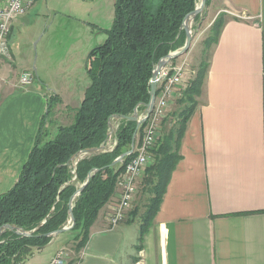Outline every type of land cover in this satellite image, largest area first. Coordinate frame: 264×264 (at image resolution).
<instances>
[{"label":"crops","instance_id":"obj_1","mask_svg":"<svg viewBox=\"0 0 264 264\" xmlns=\"http://www.w3.org/2000/svg\"><path fill=\"white\" fill-rule=\"evenodd\" d=\"M209 1L202 23L211 27L220 14L225 22L151 226L141 243L139 222L108 229L104 212L117 189L73 264H264V0ZM114 2L37 0L13 22L10 33L28 31L46 57L21 69L34 75L25 88L7 87L1 63L0 195L19 178L50 94L58 100L51 109L67 121L56 130L72 123L89 86L86 60L106 39L100 30L111 27ZM114 143L109 137L105 149ZM60 235L26 264H47L68 241Z\"/></svg>","mask_w":264,"mask_h":264},{"label":"trees","instance_id":"obj_2","mask_svg":"<svg viewBox=\"0 0 264 264\" xmlns=\"http://www.w3.org/2000/svg\"><path fill=\"white\" fill-rule=\"evenodd\" d=\"M196 4L197 0H115L112 25L100 30L106 39L86 60L89 86L74 110L72 123L59 126L52 137H47L48 113L58 101L56 95L50 94L19 178L0 195V228L13 227L0 235V264H26L51 242V234L67 226L70 208L74 225L60 237L67 236L74 243L77 255L84 248L91 226L100 210L112 201L118 178L134 154L115 165L113 162L129 151L134 135L135 145L140 141L143 125L136 129L134 122L118 121L111 150L104 147L100 153L85 155L76 162L72 159L81 151L107 143L110 118L128 117L135 109L144 110L153 68L169 53L183 47L182 23ZM208 4L206 0L205 7ZM204 13L205 10L201 14ZM224 22L218 16L212 24L204 41L209 50L217 43ZM207 69L208 61L177 100L180 111L161 121L165 127L152 150L154 162L146 167L142 181L144 187L150 188V198L139 224V243L159 210L169 178L180 160V144L197 106L195 97L200 96ZM92 170L96 172L70 206L72 196Z\"/></svg>","mask_w":264,"mask_h":264},{"label":"built area","instance_id":"obj_3","mask_svg":"<svg viewBox=\"0 0 264 264\" xmlns=\"http://www.w3.org/2000/svg\"><path fill=\"white\" fill-rule=\"evenodd\" d=\"M37 2V0H7L0 8V66L10 58L9 36L13 22L24 16ZM184 63L174 64L168 62L159 72L156 79V97L151 113H143L139 116L143 120L142 136L135 145L134 156L126 164L123 173L117 181L118 197L111 207V214L106 218L108 229H114L126 218V211L134 201L138 180L142 177L145 168L152 158V150L155 148L160 136L161 121L166 117L167 109L174 99L180 98V87L185 76ZM34 81L31 71H24L18 78V87L25 88ZM139 126V127H140ZM117 126L110 130L113 136ZM115 145V143H114ZM114 145L107 149L111 150ZM66 253L59 249L47 264H65Z\"/></svg>","mask_w":264,"mask_h":264},{"label":"rangeland","instance_id":"obj_4","mask_svg":"<svg viewBox=\"0 0 264 264\" xmlns=\"http://www.w3.org/2000/svg\"><path fill=\"white\" fill-rule=\"evenodd\" d=\"M200 0H197V4L199 5ZM208 6L210 5V1L208 0ZM207 7L203 8L202 12L205 10L204 16L206 14ZM201 12V13H202ZM200 13V18L198 20H194L192 22V33L195 35V39L192 41L191 46L187 53L182 55L181 57L172 61L174 64L184 63L186 68L185 76L182 80L181 87H180V95L182 97V93L189 87V84L195 79L198 71L201 67L207 63L210 50L209 48L204 45L205 39L210 35L211 27H207V24L202 23L204 16ZM223 20H225L224 14H220ZM212 26V25H211ZM11 34V33H10ZM10 38V37H9ZM9 46H10V58L9 60H5L6 70L9 71V79H7V87L9 88H19L18 87V78L20 74L24 71L21 69L25 65H29L31 71L38 67H40V61L42 58L46 57L44 55V51L40 46L36 45L35 41L31 40V34L28 31H23L21 35H19L18 29L16 28L13 33L11 34V38L9 39ZM49 48V47H48ZM48 48L46 51H48ZM181 49V48H180ZM211 49V48H210ZM8 61V62H7ZM51 63L50 65H52ZM13 75V76H12ZM37 86H40L39 83H36ZM180 97V98H181ZM199 97V96H198ZM195 100L197 101V98ZM180 98H176L171 103V106L167 109L166 119H168L169 115L173 112H179L181 107L180 104L177 103V100ZM2 102V99L0 100ZM67 121H63L62 117L58 112H55L51 109V114L48 116V123L45 126L47 137H51L55 134L56 127ZM168 124L167 129L172 125ZM163 127L165 125L160 126V131L162 133ZM160 133V134H161ZM161 136V135H160ZM159 136V137H160ZM149 160L148 165L153 164L154 159ZM146 166V167H147ZM146 169V168H145ZM144 176H142L137 183V191L134 198V201L130 205L129 209L126 211V218L127 221H136L141 222L142 215L146 211V207L148 205V199L150 198V188L144 187L142 185ZM116 203L114 200L111 206L104 212L106 218L108 215L111 214V207ZM66 256H65V264H69L72 260H77L78 255L74 253V243L70 240L63 244V248Z\"/></svg>","mask_w":264,"mask_h":264},{"label":"water","instance_id":"obj_5","mask_svg":"<svg viewBox=\"0 0 264 264\" xmlns=\"http://www.w3.org/2000/svg\"><path fill=\"white\" fill-rule=\"evenodd\" d=\"M206 4V0H200L199 5H196L195 9L193 12L189 13L183 20L182 23V29L185 33V42L184 45L181 49L169 53L166 57L162 58L153 68V72H152V76L149 82V101L147 104L144 105V113L145 114H149L151 113L152 109H153V105H154V101H155V97H156V79L157 76L160 72V70L170 61L177 59L179 57H181L182 55H184L185 53L188 52L191 43L193 41L194 35L192 33V22L195 20V18L200 15V13L202 12L203 8L205 7ZM116 120V121H121V120H125V121H129V122H134L136 123V129L139 128L140 124L143 123V120L139 119V116L137 114V109H135L134 113L131 116H119V117H113L109 119V127L110 130L112 132V121ZM110 137V134L108 135V138ZM135 138L136 135L133 136L132 139V144L131 147L129 149V151H127L126 153L122 154L121 156H119L114 162L113 165L121 162L125 157L131 155L133 153L134 147H135ZM105 145H102L101 147L97 148V149H92V150H87V151H81L79 152L72 160L74 162H76L77 160H79L80 158H82L85 155L88 154H96V153H100L103 149H104ZM96 172V170H92L85 182L79 187V189L77 190V192L72 196L71 200H70V206L72 201L74 200V198L84 189V187L86 186V184L89 182L90 178L92 177V175ZM74 225V219H73V215L71 212V208L69 210V221L67 223V226L63 227L62 229L56 231L55 233L51 234L52 237H55L57 235H60L68 230H70ZM13 230V227L11 226H3L0 228V235L2 233L3 230ZM22 235L24 236H29L28 233L26 232H21Z\"/></svg>","mask_w":264,"mask_h":264}]
</instances>
